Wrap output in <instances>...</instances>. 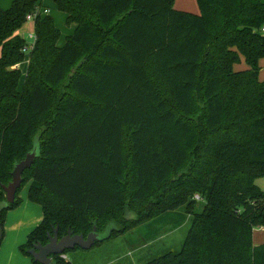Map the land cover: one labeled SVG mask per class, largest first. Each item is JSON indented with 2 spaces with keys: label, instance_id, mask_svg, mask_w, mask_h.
<instances>
[{
  "label": "trees",
  "instance_id": "1",
  "mask_svg": "<svg viewBox=\"0 0 264 264\" xmlns=\"http://www.w3.org/2000/svg\"><path fill=\"white\" fill-rule=\"evenodd\" d=\"M197 1L200 14L175 0H53L76 25L63 46L50 14L35 17L34 42L18 33L42 0L0 6V202L39 145L22 187L44 217L23 253L57 226L60 238L96 226L111 239L184 208L182 250L144 264H264L253 242L264 227V0Z\"/></svg>",
  "mask_w": 264,
  "mask_h": 264
},
{
  "label": "rangeland",
  "instance_id": "2",
  "mask_svg": "<svg viewBox=\"0 0 264 264\" xmlns=\"http://www.w3.org/2000/svg\"><path fill=\"white\" fill-rule=\"evenodd\" d=\"M44 8L54 17L57 27L61 30L58 41L60 46L66 42L67 36L73 34L76 25L67 22V16L60 11L53 0H42ZM13 0H0V6L8 8ZM27 41L35 39V19L27 20L19 31ZM28 54V53H27ZM26 56L22 63L25 68ZM246 65L245 63L242 64ZM28 188V183L20 191V196ZM153 202L157 199L150 196ZM203 203L198 204L200 212ZM191 226V214L184 208L166 211L151 217L134 226L125 233L111 239L104 240L91 249L77 248L68 250L64 258L71 264H144L169 252H180ZM4 225V237L0 245V264H35L32 258L17 246L14 230Z\"/></svg>",
  "mask_w": 264,
  "mask_h": 264
},
{
  "label": "water",
  "instance_id": "3",
  "mask_svg": "<svg viewBox=\"0 0 264 264\" xmlns=\"http://www.w3.org/2000/svg\"><path fill=\"white\" fill-rule=\"evenodd\" d=\"M37 151L33 150L28 153L26 158L21 162L16 163L12 171V181L8 185H2V189L6 194V199L0 202V212L7 209L10 204L16 200V195L23 184V173L26 169L32 167L36 157ZM110 236V230L104 234L97 231L96 226L85 237L84 234H75L70 228L66 235L60 238L59 226L54 228L53 234H48V243H37L33 248L28 249V253L40 264H52L53 256L64 255L66 250L81 249L88 250L96 245L97 242H102ZM4 237V227L0 222V245Z\"/></svg>",
  "mask_w": 264,
  "mask_h": 264
},
{
  "label": "crops",
  "instance_id": "4",
  "mask_svg": "<svg viewBox=\"0 0 264 264\" xmlns=\"http://www.w3.org/2000/svg\"><path fill=\"white\" fill-rule=\"evenodd\" d=\"M174 5L179 10L200 14V6L197 0H175ZM26 56L28 57V60H26L25 62L26 64L25 68H22L23 62L19 65V67L22 70V79L20 83L21 89L24 85V80L26 77L28 63H29V54H27ZM242 64H240L237 68L238 69L247 68L246 63H245L246 65L244 66ZM262 65H264V60H262ZM261 77L264 78L263 70L261 71ZM256 183L259 185V187L262 190H264V177L258 178L256 180ZM29 184L30 183H28V188H29ZM28 188L20 196L22 199L21 204L7 213V217L5 221V226L9 225V227L12 228L11 230H14L13 232H15V237L17 239L15 244L17 246H21L26 243L28 235L42 222L44 217L42 206L28 199ZM253 242L255 245L264 243V227L254 229Z\"/></svg>",
  "mask_w": 264,
  "mask_h": 264
},
{
  "label": "built area",
  "instance_id": "5",
  "mask_svg": "<svg viewBox=\"0 0 264 264\" xmlns=\"http://www.w3.org/2000/svg\"><path fill=\"white\" fill-rule=\"evenodd\" d=\"M48 12H49V9H47V8H45V9H41V10H38V11L32 13V14H29V15L27 16V20H34L35 17L37 16V14H39V13L48 14ZM261 30H262V32L264 33V26H262ZM34 39H35V38H34ZM33 42H34V41H33ZM196 198H197V199H200V196L197 195ZM64 256H65V255H64Z\"/></svg>",
  "mask_w": 264,
  "mask_h": 264
},
{
  "label": "clouds",
  "instance_id": "6",
  "mask_svg": "<svg viewBox=\"0 0 264 264\" xmlns=\"http://www.w3.org/2000/svg\"><path fill=\"white\" fill-rule=\"evenodd\" d=\"M33 148H34V150L38 151L39 150V145L38 144L33 145Z\"/></svg>",
  "mask_w": 264,
  "mask_h": 264
}]
</instances>
